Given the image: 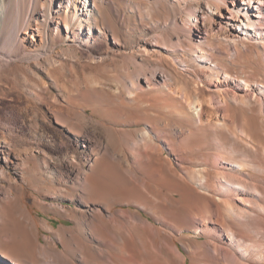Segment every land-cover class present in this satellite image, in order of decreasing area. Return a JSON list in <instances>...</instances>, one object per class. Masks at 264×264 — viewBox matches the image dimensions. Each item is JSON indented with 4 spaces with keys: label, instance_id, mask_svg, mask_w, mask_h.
<instances>
[{
    "label": "rangeland",
    "instance_id": "obj_1",
    "mask_svg": "<svg viewBox=\"0 0 264 264\" xmlns=\"http://www.w3.org/2000/svg\"><path fill=\"white\" fill-rule=\"evenodd\" d=\"M100 1V16H96L98 22L93 29L95 40L78 46L70 37L64 42L55 39L56 25L47 26L46 10L41 9L42 5L48 6L46 0H10L6 37L17 18L22 25L20 47H4L13 59L0 62V159L1 151L7 150L16 162L9 163L10 176L0 180V250L19 264H47L48 260L52 264H104L96 258V250L112 254L125 244L131 248L133 214L155 222L137 206L132 177L137 175L149 182L150 199L157 202L163 196L162 183L178 182L189 170L203 169V159L196 157V164H186L181 159L185 155L173 150L216 153L230 145L229 137L233 138L235 132L239 150H254V155L263 156L264 116L259 107L227 100L224 95L229 90L214 88L213 84L217 79L224 80V73L233 82L242 78L261 81V48L252 57L236 58L233 50L225 55L217 53L215 48L226 51L229 47L216 34L225 35L220 26L224 22L204 0ZM223 12L227 14L225 9ZM190 13H196L198 21ZM28 17L32 19L30 32H35L34 39L22 34ZM62 17L68 22L66 15ZM211 29L214 33L203 41L201 37L205 38ZM60 31L66 35L65 25ZM82 31L88 35V29L82 27ZM145 41L160 42V47L144 53L141 45ZM199 47L213 55L218 65L213 73L191 57L192 50ZM36 48L46 54L39 62L26 58V51ZM168 48L172 50L167 52ZM154 76L160 82L149 89L144 77ZM138 78L146 86L144 92L131 87ZM163 80L171 90L163 86ZM180 86L193 99L205 98L209 103L206 115L211 118L213 113L215 119H209L213 123L219 118L224 123L225 108L230 107L229 116H225L228 121L221 123L224 130L196 128L179 118L176 99L181 96H174L173 90ZM213 107L220 110L212 111ZM216 111L222 117H217ZM148 126L157 130L159 138L153 135L155 144L142 139ZM241 130L252 138L244 139ZM88 140L89 149L81 150L79 147ZM186 179L200 211L206 210V201L214 210V197L200 193L193 180ZM199 194L208 199L205 201ZM184 206L185 203L169 204L168 208L179 223L187 224ZM24 216L34 223L33 230L19 225L17 220ZM8 236L15 244L4 245L2 238ZM182 240L189 246L203 241L193 231L184 232ZM174 243L187 254L182 242ZM221 263L237 264L234 259H222ZM0 264L10 263L0 257ZM174 264H179L176 258ZM188 264L205 263L193 254Z\"/></svg>",
    "mask_w": 264,
    "mask_h": 264
},
{
    "label": "bare ground",
    "instance_id": "obj_2",
    "mask_svg": "<svg viewBox=\"0 0 264 264\" xmlns=\"http://www.w3.org/2000/svg\"><path fill=\"white\" fill-rule=\"evenodd\" d=\"M46 1L48 6L44 7V5H42L41 9L45 8L44 10H46L45 17L47 19V26L50 27L54 24L56 25L55 31H57V34L55 39L58 42H64L65 38L70 37L74 44L83 46V43L86 42V40H95L93 29L98 22L96 16H100V5L102 4V1ZM205 1L207 7L210 9L213 7L219 12L220 17L224 22L221 23L220 26L223 28L225 35H222L220 32H217L216 34H219V39L222 37V40L228 43L229 47L225 49L226 51L221 48H215L217 53L225 55L228 54V51L233 50L236 58L245 56L252 57L254 53H258V48H261L264 54V0H204V2ZM223 9L227 11V14H224ZM10 14V0H0L1 63H8L13 59L12 53L4 50L5 45L12 46V48L15 49L20 47L19 34L22 25L20 24V18H17L15 25L11 27V31L6 37L5 30L10 22ZM63 15L68 17V22H64ZM189 16H194L198 21L196 13H190ZM190 24H192L191 21ZM63 25L66 27V35H64L63 31H60V28ZM31 27L32 19L31 17H28L23 24L22 30L24 31L22 34L25 36L29 35L34 39L35 32H30ZM82 27L88 29L87 36L83 34ZM39 28L40 25L38 24V29ZM212 32L214 33V29L209 30L205 38L201 37V39L203 41H208V37ZM46 37L47 42H49L50 35L48 33ZM251 41H254L257 44H251ZM41 43H43V40H41ZM141 47L144 53H148L150 50L160 47V42H158V44L146 42L144 45H141ZM171 50L172 48H168L167 52H170ZM192 52L191 57L201 62L207 69L208 73H213L216 67L218 68V65L215 64L213 59V55L205 51L203 47L193 49ZM26 54L27 59L34 58L38 62L44 55H46L38 48L27 50ZM175 62L176 61H174L173 64H176ZM223 75H225V78L223 77L224 80L217 79L213 82L215 86L214 88L229 90L226 91L227 93L225 92L226 96L224 95V97H226L227 100L232 98L237 104L245 102L247 104H256L259 107V112L264 116V78L260 79L261 81L258 82L247 78H242L241 81L233 82L227 73H224ZM144 79L147 88L149 87V89L153 88L156 84L155 82L160 80L156 76L153 78L144 77ZM54 83L56 84V82ZM132 84L131 87H133L135 91L144 92V89L146 88V86L144 88L140 83V78ZM162 84L168 89L171 88L165 80H163ZM174 93L176 96H181L176 99V101L178 100V117L189 122L193 127H206L204 129L217 130L221 128V123L224 124L228 121L225 118L229 116L228 113L230 107L225 108V113L222 118L225 121L224 123L221 122V118L215 121L216 123H213L209 121V119L212 118L213 113L211 112V118L206 115V110L209 109V103H206L203 100L205 98L201 99L200 97H195L193 99L192 96L189 95L190 93L188 94L185 89L181 88V86L178 90H173V94ZM222 93L224 92L222 91ZM220 95L223 94H219V96ZM211 106L210 103V107ZM214 109L220 110V108L216 109L213 107L212 111ZM219 112L221 113V111ZM209 113L210 112H208V114ZM217 113L218 112L216 111L215 114L217 117H222L221 114ZM233 126H235V129L237 130L236 125ZM232 127L231 130H235L234 128L232 129ZM221 130L224 129L221 128ZM231 132L232 136L234 134L235 136L233 138L229 137L230 145L227 148L222 145L225 150H215L216 153L209 152L208 150H200L201 153L199 154H196V150H173L175 153L181 152L185 155L181 156V159L182 162L186 164L190 162L196 164V161H194L196 157L198 159H203V169L198 171L189 170L186 177L193 180L200 193L202 191L203 193H208L214 197L213 201L216 205L214 210L211 204L206 201L208 198L199 194L200 197L206 201L204 202L206 210L200 211L201 208L196 205L192 199L193 194L185 176H181L179 178L180 181L178 182L162 183L160 185V192L163 196L158 197V201L154 202L150 199L152 193L148 185L149 182L147 183L142 179L140 180L137 175H134L132 178H134L135 182L134 190L137 194V196H135L137 206L146 211L156 223L146 219L143 215L133 214L132 218L135 222V227L134 233L130 235L131 248H129V246L127 248V245L125 244L122 248L117 247V252L112 254L108 251H106L108 252L106 253L103 250H96V258L100 259L104 264H126L127 262L128 264H174V258L179 261V264H188V260L192 255L198 254L205 264H220L222 259H234L237 264H259V262L264 264V165H262V161L264 162V152L261 157L259 154L254 155L252 153L254 150H242L244 153L240 156V153H242L238 148L240 142L236 139L237 134L235 132L233 134V131ZM240 133H242L241 135L244 139L252 138L246 131L241 130ZM154 134L158 139L159 136L157 130H155L154 127L151 128L148 126V128L143 131L142 139L147 144H155L156 141L153 138ZM247 140L244 141L245 144ZM77 142L81 145L78 140ZM89 144V140L85 141V143L79 148H81V150H88ZM63 147L64 146H60L62 152L65 151L62 150ZM82 152L84 153L85 151ZM1 154L3 155V159H0V180L10 176L7 170L9 163H16L12 161V153L10 151L2 150ZM198 164L200 163L198 162ZM183 170L188 172L186 167H183ZM180 203H185L183 208L188 212L187 224L179 223L176 217L169 212V204ZM195 210L199 213H194ZM1 217L0 205V219ZM17 221L21 227L26 228L27 230L34 229V223L28 216H24L22 220L20 218ZM240 229L243 231H240ZM186 231H193L200 236L203 241L197 242L193 246L187 245L182 240V234ZM241 234L245 236H242ZM175 240L184 244L187 254L181 252L179 247L174 243ZM2 242L4 245L15 244V241L9 236L2 238ZM112 250L114 251V249ZM0 257L8 260L10 264H19L12 255L3 253L1 250ZM47 262H49L47 264H52L49 260Z\"/></svg>",
    "mask_w": 264,
    "mask_h": 264
}]
</instances>
